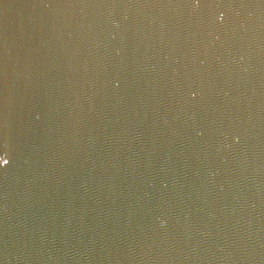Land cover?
<instances>
[{
	"label": "water",
	"instance_id": "1",
	"mask_svg": "<svg viewBox=\"0 0 264 264\" xmlns=\"http://www.w3.org/2000/svg\"><path fill=\"white\" fill-rule=\"evenodd\" d=\"M0 264H264V0H0Z\"/></svg>",
	"mask_w": 264,
	"mask_h": 264
}]
</instances>
